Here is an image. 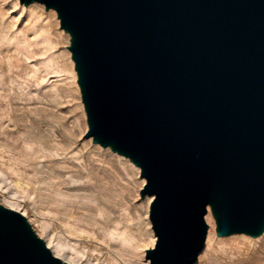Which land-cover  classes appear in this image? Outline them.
<instances>
[{"label": "water", "instance_id": "water-1", "mask_svg": "<svg viewBox=\"0 0 264 264\" xmlns=\"http://www.w3.org/2000/svg\"><path fill=\"white\" fill-rule=\"evenodd\" d=\"M70 35L94 143L154 196L149 264H193L218 236L264 234V0H20ZM0 264H75L0 204Z\"/></svg>", "mask_w": 264, "mask_h": 264}, {"label": "rangeland", "instance_id": "rangeland-1", "mask_svg": "<svg viewBox=\"0 0 264 264\" xmlns=\"http://www.w3.org/2000/svg\"><path fill=\"white\" fill-rule=\"evenodd\" d=\"M69 45L55 10L0 0V204L18 205L81 264H147L155 244L141 169L85 136ZM212 219L215 232L193 264H264V234L218 236Z\"/></svg>", "mask_w": 264, "mask_h": 264}, {"label": "bare ground", "instance_id": "bare-ground-1", "mask_svg": "<svg viewBox=\"0 0 264 264\" xmlns=\"http://www.w3.org/2000/svg\"><path fill=\"white\" fill-rule=\"evenodd\" d=\"M71 65H72V68H73L74 65H73L72 61H71ZM74 74H75V72H74ZM76 86H77V89H78V93L80 94V91H79L77 83H76ZM81 105H82V102H81ZM82 107H83V105H82ZM112 153H114V151ZM121 156L123 157V155H121ZM125 158L133 165L131 160H129L127 157H125ZM144 182H145V180L141 177L139 179V182H138L139 187H142L144 185ZM151 200H152V196H150V195L145 197V199L143 198V204L142 205L145 208V212L144 213H145L146 223H147V226H148V233H149V235H150V237L152 239V242H151L150 246H154V244H155V235L153 234V231L151 229V223H150V220H149V205H150ZM7 206L10 207V208H13V209H16V210L20 211L22 214H24L28 218V220L31 222V224L36 227L34 219L29 217L28 214L24 210H22L18 205L10 204V205H7ZM206 219L211 224V229H210L209 235H208V244H209L210 238H211L212 234L215 232V225H214L211 213L207 214ZM38 233H39V235L42 238H44L46 240L47 245L51 248V250L53 251V253L56 256L60 257L64 261L72 262V263H75V264H81L80 261H78L76 259H73V258H70L69 256H67L61 249L54 248L52 243H51V241L49 239H47L42 232L38 231ZM146 261H147V264H149L148 259H146Z\"/></svg>", "mask_w": 264, "mask_h": 264}]
</instances>
